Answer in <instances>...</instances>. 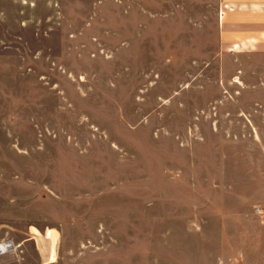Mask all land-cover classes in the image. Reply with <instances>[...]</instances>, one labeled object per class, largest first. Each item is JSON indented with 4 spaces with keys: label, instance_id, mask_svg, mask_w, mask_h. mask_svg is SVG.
Wrapping results in <instances>:
<instances>
[{
    "label": "rangeland",
    "instance_id": "obj_1",
    "mask_svg": "<svg viewBox=\"0 0 264 264\" xmlns=\"http://www.w3.org/2000/svg\"><path fill=\"white\" fill-rule=\"evenodd\" d=\"M5 5L0 241L18 248L1 255L0 264H45L50 256L53 264L216 260L217 252L206 251L216 238L202 240L190 231L200 190L189 187V174L174 179L184 158L170 157L182 153L175 131L184 133L193 120L191 108L167 103L185 78L127 76L126 62L76 59L71 44L60 45L57 60L55 31L44 36L38 21H16L44 13H19L14 5L9 12ZM64 214L75 216V231L60 238Z\"/></svg>",
    "mask_w": 264,
    "mask_h": 264
},
{
    "label": "crops",
    "instance_id": "obj_2",
    "mask_svg": "<svg viewBox=\"0 0 264 264\" xmlns=\"http://www.w3.org/2000/svg\"><path fill=\"white\" fill-rule=\"evenodd\" d=\"M6 2L44 13L16 21L55 31L57 60L71 44L76 59L126 62L127 76L185 78L167 103L194 110L170 154L184 158L174 179L200 190L190 231L218 241L210 264H264V0H0V22ZM75 220L60 218V238Z\"/></svg>",
    "mask_w": 264,
    "mask_h": 264
},
{
    "label": "built area",
    "instance_id": "obj_3",
    "mask_svg": "<svg viewBox=\"0 0 264 264\" xmlns=\"http://www.w3.org/2000/svg\"><path fill=\"white\" fill-rule=\"evenodd\" d=\"M18 248L13 241H0V256L14 252Z\"/></svg>",
    "mask_w": 264,
    "mask_h": 264
},
{
    "label": "bare ground",
    "instance_id": "obj_4",
    "mask_svg": "<svg viewBox=\"0 0 264 264\" xmlns=\"http://www.w3.org/2000/svg\"><path fill=\"white\" fill-rule=\"evenodd\" d=\"M33 229V233L34 234H37V235H40L41 234V232L36 228V227H33L32 228ZM34 239V238H33ZM37 242V241H36Z\"/></svg>",
    "mask_w": 264,
    "mask_h": 264
}]
</instances>
